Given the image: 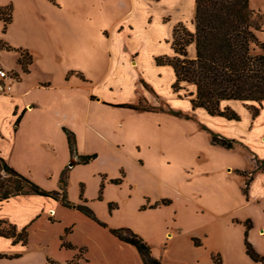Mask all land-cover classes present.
Segmentation results:
<instances>
[{
  "label": "crops",
  "instance_id": "crops-1",
  "mask_svg": "<svg viewBox=\"0 0 264 264\" xmlns=\"http://www.w3.org/2000/svg\"><path fill=\"white\" fill-rule=\"evenodd\" d=\"M163 2L168 8L160 20L170 22V29L165 38L158 39L168 43L169 49L147 51L143 47L146 37L137 26L148 24ZM9 3L12 18L5 32L0 19V44L26 49L32 59L24 72L17 62L3 61L8 51L0 47V65L7 63L18 75L12 92L0 94V156L8 165L47 190H59L61 172L72 159L70 175L84 184L86 203L97 216L109 227L131 228L150 245L159 241L156 255L160 260L174 255L181 264H212V253H220L223 264H264L249 259L242 229L232 220L235 215L239 219L252 216L241 212L251 200L260 201L264 213V163L260 170L251 158L264 161V153L258 152L264 134L257 129L264 111L253 118L237 100H230L227 104L239 112L240 119L228 120L202 108L193 109L177 93L172 94L175 104L165 103L166 108L158 111L116 106L139 101L158 104L161 96L155 81L162 75L170 77L171 88L175 79L172 67L158 65L155 58L173 53L175 24L183 22L194 30L195 0H0V7ZM188 52L195 54L193 44ZM133 83L143 86L136 98L125 91ZM169 109L190 118L173 115ZM215 117L234 131L220 129ZM63 127L75 133L78 154L95 152L97 157L76 164ZM209 130L226 133L250 152L240 155L238 147L213 144ZM123 148L129 150L132 167L140 171L125 176L130 191L139 198L132 208L141 221L135 223H115L100 213L87 190L89 186L98 191L100 173L106 176L105 192L116 186L109 179L116 178L117 172H101L94 165L101 150ZM251 165L255 171L251 173L249 203L240 190L242 180L233 174L235 169L247 170L245 166ZM162 198L171 199L170 206L140 208L143 202L150 205ZM70 201L76 204L80 199ZM0 220L17 231L28 230L26 244L0 235V254L8 255L0 257V264H46L48 259L58 264H145L132 244L51 197L20 194L0 201ZM259 232L264 235V226ZM249 233L264 254L253 230Z\"/></svg>",
  "mask_w": 264,
  "mask_h": 264
},
{
  "label": "trees",
  "instance_id": "trees-1",
  "mask_svg": "<svg viewBox=\"0 0 264 264\" xmlns=\"http://www.w3.org/2000/svg\"><path fill=\"white\" fill-rule=\"evenodd\" d=\"M54 1V0H51ZM12 4L0 7V19L4 21L3 30L12 18ZM264 22L262 14L250 8L249 0H195V15L193 18L194 30L188 29L185 23L178 22L172 29L171 55H158L155 60L158 65L167 64L173 69L175 79L171 84L173 92L179 96H188L193 109L202 108L211 116H220L228 120H239L240 115L227 104L230 100L242 102L255 118L264 109V41H261L257 32L261 30ZM195 48L194 56L188 52L189 45ZM0 46L9 49L8 44ZM18 63L24 72L28 71L27 65L31 63V55L26 49H20ZM73 72V71H72ZM80 78L84 75L78 73ZM143 85L150 87L143 81ZM192 87V88H191ZM151 90V89H150ZM186 93L181 94L180 91ZM116 106L134 110L158 111L159 108L138 103H123ZM169 113L176 116H186L179 110L169 109ZM206 128V127H205ZM72 157L82 164L89 163L97 157V153L78 154L76 149L75 133L67 127H63ZM211 142L227 149H233L239 141L235 138L223 136L209 130ZM74 161H71V163ZM71 165V164H70ZM263 168V165L258 167ZM0 169L6 175L0 182V201L20 194H37L51 197L59 201L63 206L74 207L89 218L109 231L119 239L132 244L138 251L145 264H163L152 254L150 244L138 233L129 227H109L86 204L81 190V203H73L67 197V169L61 172L60 190H47L39 184L12 168L0 156ZM240 174L247 175L245 170H236ZM100 185L99 199L102 197L105 175ZM248 177L246 185L251 180ZM111 183L120 184L121 178L109 179ZM246 191V187L244 188ZM169 198H162L153 204H142L141 209L167 205ZM110 210L116 207L115 203H109ZM244 244L246 254L254 261L264 263V255L256 251L248 240V230L252 226L250 219L244 221ZM6 226V227H5ZM0 235L12 237L14 242L26 244L28 230L26 227L17 231V228L0 220ZM195 243H199L194 238ZM63 245L71 246L63 242ZM8 256L0 254V257ZM213 264H222L219 253L212 255ZM74 261H72L73 263ZM46 264H58L48 259Z\"/></svg>",
  "mask_w": 264,
  "mask_h": 264
},
{
  "label": "rangeland",
  "instance_id": "rangeland-1",
  "mask_svg": "<svg viewBox=\"0 0 264 264\" xmlns=\"http://www.w3.org/2000/svg\"><path fill=\"white\" fill-rule=\"evenodd\" d=\"M164 4L165 3L163 2L162 7L160 6L153 14H151L152 19L148 24H145L143 26H137V29L139 31H142L144 36L146 37L144 39L145 43H143V47H145L146 48L145 50H147V51H164V50L167 51L169 49L168 43H166L164 40L159 41L160 39H158L159 37L165 38L169 34V29H170V22L163 23L160 20V14L163 13V11H165L166 7L168 8V5H166V4L164 5ZM249 6H250V8H252L255 11H258L260 14H262V17L264 19V0H249ZM171 16H172V18H174V15H171ZM166 20H167V18H166ZM186 26L189 27L188 24H186ZM144 27H146V29ZM2 31L5 32L6 29L4 31L2 28ZM257 35L261 41H264V22L261 26V30H259L257 32ZM191 45H189V47ZM0 47H2V46H0ZM10 47L11 48H9V49H6L3 47L4 49H6L8 51L7 53H5L3 55V57L5 58V59H3V61L9 62L10 64H14L16 62L18 63V58L20 57V51H19L20 49L17 47H13L11 45H10ZM189 47H188V49H189ZM16 53H18L17 60H15ZM189 55L194 56V54L190 53V52H189ZM0 63H2V62H0ZM0 66L5 68L10 73L16 72L15 69L7 68L8 67L7 63L2 64ZM169 80H170V77L162 75V77L160 79L155 81V88L157 89V92L161 96V98L158 99V104L155 105V107H157L159 109H165L166 108L165 103L171 104V105L175 104L174 102H172L174 100V99H172V94L173 93H174V95H177V94L175 92H172V89L169 86ZM141 90H143L142 85L138 86L135 83H133V85L131 87H129L128 89H126L125 91L129 96L136 98V96L138 95V92ZM180 92H181V94L186 93L185 90H182ZM181 97H183V96H181ZM184 98L190 102V99L188 96H184L181 99H184ZM143 103L147 104L144 101H143ZM180 103L183 104V101H180ZM234 103L235 102H232V104H234ZM238 103L242 107L246 108V106L243 103H241L239 101H238ZM229 105L231 108H233L239 114V112L233 106H231V104H229ZM262 110L264 111V109H262ZM180 117L190 118V117H186V116H180ZM218 119H221V118L215 117L214 123H216L217 126L220 127V129H222V128L226 129L228 133L229 132L231 133L234 131V128H232V127L229 128V126L227 128H224L225 126L222 125L219 121H217ZM257 129H258V132H260V134H264V113L261 115V119L259 121V125L257 126ZM217 131L221 132L219 134H221L223 136L227 135L226 133L225 134L222 133V131H220V130H217ZM246 140H249V138H246ZM262 141H264V138H262ZM236 147H238V153L240 155H244V154H247L248 152H250L248 147L243 145L242 142H239V144ZM258 152L260 154L264 153V145H262L258 148ZM100 154L102 156L99 157V160L95 163L94 166L96 168H98L101 172H103V169H108V171H110L111 173L117 172L118 175L116 178H121L122 182L120 184H115L116 186L108 187L106 192H105L104 187H103L101 199H99L100 186L98 188V191L96 190V192H95L92 189V187L89 188L88 185H90V183H87L88 194L90 196H92V198H94V199H91L92 200L91 202L94 204V207H96V209L100 213L103 212L104 214H106V216L108 218H110L111 220H113L115 223H135L136 221H141L140 216L137 215V217H136L134 215L133 208H132L133 205L135 204L134 202L139 201L138 195H136V194L134 195V193H132L130 191V187L128 186V184H126V182H125L126 174L136 175L137 173H140L139 170L133 168L131 165L132 164V158L129 155L130 154L129 150L124 149V148L119 150V151L105 149V150H101ZM251 158L253 159V164L256 168L263 165V163H264V161L259 162L255 157L251 156ZM71 161H72V159H70L68 161L67 165L64 167V169L68 168L67 169V179H66V181H67V186H66L67 197L69 200H71L72 198L80 199L79 203H81L82 202V200L80 198L81 190L83 192V198L84 199L87 198L86 196H84V184L81 183V181H80V184L76 181H73L74 176L70 175V172H71L70 168L73 166V164H71ZM75 163L83 165L82 163H79V162H75ZM239 163L242 164L241 159L239 160ZM254 166L253 165L245 166L246 167L245 169L248 170V171L245 170L247 175L238 173L236 171L237 169L234 170V174H233V175H235L234 177H236V180H238V181H239V179H240V181L242 180L243 183H242V186L240 187V190H241L242 194H244V200L246 202H249V203L251 200L250 190H249V184H250L251 180L248 182V185H246V181L248 180V177L252 175L251 173L253 171H255ZM83 173H84V170L80 169V175H83ZM103 175H104L103 173H100L97 175V176H100V184L103 180V178H102ZM5 177H6V175L0 169V182L2 181L1 179L5 178ZM60 177H61V175H60ZM263 177H264V173H263ZM59 182H60V180H59ZM105 182H106V178L104 179V185H105ZM245 187H246V191H244ZM252 194H253V192H251V195ZM86 202H87V200H86ZM109 203H115L116 207L113 208L112 210H110L108 207ZM86 204L91 209H93L94 212L96 213V210L94 208H92V206L90 204H88V203H86ZM143 204H145V203L143 202ZM166 206H170V203H169V205L168 204L165 205V207ZM168 211H167V213L169 214ZM241 212H243V213L248 212V213L252 214V216L247 217V219H250L252 222V226L248 230V240L253 245V247L256 249V251L259 252L260 254H262L255 247V245L252 243V241L249 239V234H250L249 232H250V230L251 231L253 230L252 234L256 238V240H258L259 248L264 250V235L259 232L261 227L264 226V213H263V207L260 205V201L251 200V203L247 207H244L241 210ZM165 215H167L166 211H165ZM247 219H239L236 215L233 216V219H232L233 222L239 224L240 225L239 227L242 229V231H241L242 241H244V233H245L244 221ZM63 242L64 241H62V245H63ZM150 244H152V243H150ZM64 246H66V245H64ZM150 246H151L152 254L157 257L156 253H158V248H159V246H161L159 241H155V243L153 242V245H150ZM213 254H217V253H212V255ZM262 255H264V254H262ZM249 259H251V258L249 257ZM161 261L163 264H181L179 259H177L174 255H169V256L165 255ZM184 264H189V262H184ZM212 264H213V261H212Z\"/></svg>",
  "mask_w": 264,
  "mask_h": 264
},
{
  "label": "built area",
  "instance_id": "built-area-1",
  "mask_svg": "<svg viewBox=\"0 0 264 264\" xmlns=\"http://www.w3.org/2000/svg\"><path fill=\"white\" fill-rule=\"evenodd\" d=\"M17 80L18 75H16L15 72L10 73L5 68L0 66V94H10Z\"/></svg>",
  "mask_w": 264,
  "mask_h": 264
},
{
  "label": "water",
  "instance_id": "water-1",
  "mask_svg": "<svg viewBox=\"0 0 264 264\" xmlns=\"http://www.w3.org/2000/svg\"><path fill=\"white\" fill-rule=\"evenodd\" d=\"M71 164H73V162Z\"/></svg>",
  "mask_w": 264,
  "mask_h": 264
}]
</instances>
